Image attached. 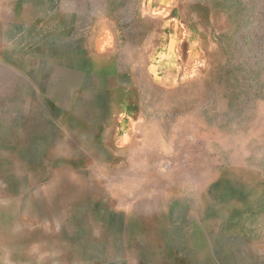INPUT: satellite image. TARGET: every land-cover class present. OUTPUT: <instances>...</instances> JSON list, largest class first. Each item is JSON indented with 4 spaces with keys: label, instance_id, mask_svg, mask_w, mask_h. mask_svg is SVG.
<instances>
[{
    "label": "rangeland",
    "instance_id": "obj_1",
    "mask_svg": "<svg viewBox=\"0 0 264 264\" xmlns=\"http://www.w3.org/2000/svg\"><path fill=\"white\" fill-rule=\"evenodd\" d=\"M75 5L0 25V264H264V0Z\"/></svg>",
    "mask_w": 264,
    "mask_h": 264
},
{
    "label": "crops",
    "instance_id": "obj_2",
    "mask_svg": "<svg viewBox=\"0 0 264 264\" xmlns=\"http://www.w3.org/2000/svg\"><path fill=\"white\" fill-rule=\"evenodd\" d=\"M76 2L77 0H0V25L13 26V43L22 47L26 45L27 50L32 46L29 35L36 36L39 42L53 38L67 40L76 35L80 36L75 39L82 40L93 32V26L92 23L82 21ZM26 35L28 40H25ZM86 46L93 56L98 55L92 45L88 46L86 43Z\"/></svg>",
    "mask_w": 264,
    "mask_h": 264
},
{
    "label": "bare ground",
    "instance_id": "obj_3",
    "mask_svg": "<svg viewBox=\"0 0 264 264\" xmlns=\"http://www.w3.org/2000/svg\"><path fill=\"white\" fill-rule=\"evenodd\" d=\"M6 196V195H5ZM43 204V203H42ZM16 217V216H15ZM99 223V222H98ZM12 239V238H11ZM98 242V241H97Z\"/></svg>",
    "mask_w": 264,
    "mask_h": 264
}]
</instances>
